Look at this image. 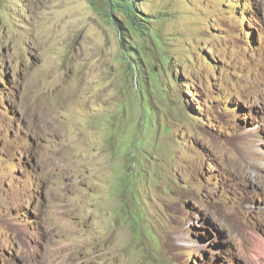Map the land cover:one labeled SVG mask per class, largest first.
I'll return each instance as SVG.
<instances>
[{"label":"rangeland","instance_id":"1","mask_svg":"<svg viewBox=\"0 0 264 264\" xmlns=\"http://www.w3.org/2000/svg\"><path fill=\"white\" fill-rule=\"evenodd\" d=\"M0 264H264V0H0Z\"/></svg>","mask_w":264,"mask_h":264},{"label":"bare ground","instance_id":"2","mask_svg":"<svg viewBox=\"0 0 264 264\" xmlns=\"http://www.w3.org/2000/svg\"><path fill=\"white\" fill-rule=\"evenodd\" d=\"M96 165L99 172H107L109 165L108 152L102 149V145H99L98 151L96 153Z\"/></svg>","mask_w":264,"mask_h":264}]
</instances>
